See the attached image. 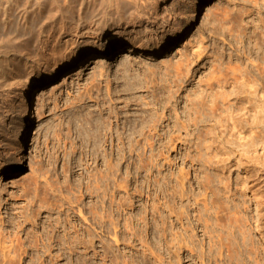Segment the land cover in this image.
Instances as JSON below:
<instances>
[{"label": "rangeland", "instance_id": "374dc122", "mask_svg": "<svg viewBox=\"0 0 264 264\" xmlns=\"http://www.w3.org/2000/svg\"><path fill=\"white\" fill-rule=\"evenodd\" d=\"M94 1L41 0L26 13L13 8L11 26L0 27L6 73L0 136L15 139L4 156L8 171L0 175V264H264V228L256 227L250 201L257 189L240 185L247 174L243 144L252 134L239 135L229 124L223 135L215 122L212 136V121L195 123L193 109L215 67L222 81L232 78L237 62L254 71L261 57L256 46L264 41V0H167L160 6V14L171 9L167 25L153 37L170 39L165 50L116 52L63 81L77 58L150 38L145 25H123L121 9ZM259 71L258 98L264 99V65ZM52 76L57 80L35 99L25 126L27 92ZM248 153L251 167L264 169V136ZM109 161L113 187L106 180ZM44 184L60 194L46 195ZM234 189L231 206H240L244 195L251 237L263 242L261 249L246 247L230 227L227 193Z\"/></svg>", "mask_w": 264, "mask_h": 264}, {"label": "bare ground", "instance_id": "6f19581e", "mask_svg": "<svg viewBox=\"0 0 264 264\" xmlns=\"http://www.w3.org/2000/svg\"><path fill=\"white\" fill-rule=\"evenodd\" d=\"M166 1L167 0H101V4H103L102 5L103 7L105 5V6H109V8H111V9L112 8H114L116 10L121 9V11H118V14L121 12V16L119 15L120 17L119 18L116 17V18L119 19V21H121V23L123 25H124V23L130 24V25L135 26V27H137V26L142 27V25L143 26L145 25V29L147 28L149 30V31L148 30H146V31H148V36L150 38H148V40H146V41H143L144 44L130 43V44H127L125 46H122V44L117 43V44L112 45L111 48H109V50H107V52L106 51H99L96 53H92L90 55H86L80 59L77 58L76 61H74V62L72 61L73 63L62 74V79H64L63 81H65V78L67 76H69L71 73H73L74 71H76L77 69H82V68L88 66L89 64L94 63L100 59L109 57L116 52L124 51L123 54L130 55V54H134V53L142 54V53L153 52V51L162 52L163 50H165L168 43H170V39H168V40L164 39V40L156 41V39L153 37L157 36L158 30H160V29L164 30L165 25H167L166 24V20H167L166 17L168 16V11H170L171 9H168L166 11L167 14H166V12L160 14V6L162 4H164ZM185 1H188V0H185ZM32 5H37V6L41 5V0H0V27H2L3 30H5L4 28H6L8 25H10L9 23H11L10 22L11 17L9 16V14L11 13L10 11H12L13 8H15V10H17V11L21 10V12L26 13ZM171 8H172V6H171ZM196 9H198V7ZM49 11L51 12V10H49ZM207 11L208 12L212 11V7H210ZM52 12H54V11H52ZM13 13H15V12H13ZM114 13H115V10H114ZM45 14H47V11ZM165 14H166V16H165ZM23 15H22V18L24 17ZM49 15H52V14L49 13L48 16ZM19 16L20 15H18V18H19ZM48 16H47V18H48ZM38 17H39V15H38ZM172 18L175 19L174 17H172ZM125 19H126V21L128 20V22H124ZM175 21L176 20H173V22H175ZM27 22H28V20H27ZM18 25H19V23H18ZM38 25H40V24H38ZM23 27H25V26H23ZM29 27H27V28H29ZM38 27H36V28H38ZM5 37H8V36L5 35ZM33 37L35 38V36H33ZM181 46H182V38H180L176 42L174 48L179 49ZM256 51L261 54L260 55L261 57L258 56L257 60L259 61V63H257L256 66H253V69L255 71L254 72L251 70L253 73L246 66L243 67L241 62H237L236 64H238L239 67L236 71H234L232 78L222 81L221 78L219 76H217L218 72L216 71V67H215L213 75H211L210 80H208L210 82H208L206 84L207 87L205 85L206 89H204L202 91V94L199 93L200 95H196L197 97H196V101H194V103H193V106H194L193 109L195 110V112H194L195 113V123L197 121H202L205 118L210 119L212 121V123H213L212 127H210L208 129V134H211L212 136L216 135V132L214 130L215 122H217L221 126V128H224L223 132L221 131L223 135L224 134L226 135L228 133V131H229L228 125L229 124L232 125V128L234 130L239 132V135H242L243 132H247L248 129H249V132L252 134V138L250 140L244 142V144H243V148H246L245 152H247V153H246V155L243 156L242 162H244V164H242V165H243L245 171L247 172V174H246V178L243 179V181H241L242 183L240 185H242L241 188H244L246 190H250L251 188L247 187V186L250 185V183H253L254 184L253 188L257 189L256 191L253 192L252 198H250V201L254 202V207H255L254 210H255L256 215H257L256 227L260 226L261 228H264V169H258L257 167H251L252 166V164H251L252 159L250 157H248V154H249L248 152L252 148H255L257 146L258 142L260 143L262 141V137L264 136V132L261 130L262 129V123L264 121V117H262L263 115L261 116V114L264 112V99L258 98V92H259V88L261 86L258 85L259 82L257 79V76H259L258 74L260 73L259 68L264 65V41L256 46ZM25 58H27V57H25ZM3 63H5V62H3ZM168 67H170V66H168ZM174 68L177 69L175 73L178 75L182 76V73H185V74L188 73V72L186 73V72L179 71V67H174ZM186 69L188 70V68H186ZM0 70H1L0 71V78L1 77L3 78L5 72H3L2 69H0ZM8 70H10V67ZM177 71H179V72H177ZM256 74H257V76H256ZM176 77H177V75H176ZM178 78H179V76H178ZM56 80H57V77L52 76L51 78H49L45 82L44 81L37 82V84H35L34 89L32 90V88H30V90L27 92V94H28L27 97H28L29 101H26V104L24 105L25 109L27 111V113L25 114V126L30 125V117H32V115H34L33 114L34 112H31V111L33 109V104H34L35 99L39 97L40 93L44 90L45 87L53 85ZM5 81H6V79H5ZM215 87H218V89L216 90ZM251 112H252L253 119H252V122L250 125L249 124V118L250 117H249L248 113L251 114ZM230 122H232V124ZM14 140H15L14 137L10 133H7L5 136H0V167H1L0 168V175L6 174L8 171L9 167H8L7 163L4 161V156L6 154L7 147L14 145ZM114 166L115 165L113 164L112 161H109L107 164L108 171L106 173L107 174L106 180H109L110 185L111 184L113 185V183H115L113 181L114 180V174H113L114 173L113 172ZM225 169H226V171H228L229 170L228 166H226ZM218 179L220 180V183L223 184L224 186H226V187L229 186L231 188L234 187L235 182L232 183L230 178L225 177L222 179V178L218 177ZM35 182L37 183V181H35ZM109 182H107L108 186H110ZM215 182L216 181L213 180L211 192H212V195L217 198V197H220V192L217 189ZM238 184L235 183V188L239 187V186H237ZM112 185H111V187L114 186V185L113 186ZM39 188L41 189V187H39ZM41 190H43L45 192V194L46 193L47 194L48 193H51V194L52 193H59L60 194V191H61L60 189L58 191V188L57 189L54 188L51 184L50 185L44 184L43 189H41ZM110 191H109V195H110L109 200L111 199V203H112V198H114V197H113V191L112 190H110ZM236 193H237V189H234V191H232L230 193L228 191V193H227L228 194V196H227L228 200H230L229 201L230 205H228L226 207V214H227V218H228L229 223H230V227L232 230H238L241 233L244 244L246 245V247L248 246L250 249H257V250L261 249V248H263L264 243L263 242H262L263 244L262 243H256V242H254V240L251 237L252 226H251L249 216H248L249 206H248L247 201L244 199V195H242L243 199H242L240 206L238 204H233V206H231L232 205L231 200H232V202H234V198L236 197ZM44 196H42V200L45 202V200L47 201V199H46V197L43 198ZM49 197H51V196H49ZM54 198L55 197L52 198V201L55 200ZM56 200H57V198H56ZM69 200L70 199H68V202H69ZM76 200H74V202L78 204L79 202ZM68 202H67V204L70 203V202L69 203ZM63 203H64V200H63ZM63 203H62V205H63ZM109 203H110V201H109ZM56 204L57 205L59 204L58 206L62 207V205H60L59 201L56 202ZM56 204L54 203V206ZM69 206H70V204H69ZM49 208H50V206H49ZM71 208H70V210L73 209V208L72 209ZM110 209H111V207H110ZM110 209H109V211H110ZM68 211H69V209H68ZM78 212H79V214H81L80 209L78 210ZM58 214H61V213L58 212ZM112 214L113 213L111 212L108 215V218L110 217L109 222H111V220L113 219ZM68 217H70V216H68ZM67 219H66V221H67ZM58 220H59V218H58ZM58 220L56 223H59ZM112 221L114 222V220H112ZM60 224H62V223H60ZM111 226H112V224H111ZM90 242H92V241H90ZM81 244H82V242H81ZM90 244H92V243H90ZM83 246L85 247V245H83Z\"/></svg>", "mask_w": 264, "mask_h": 264}]
</instances>
